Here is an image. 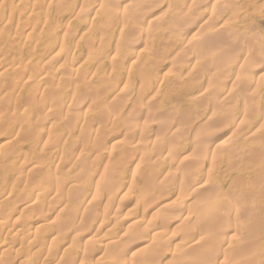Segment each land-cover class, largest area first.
Returning a JSON list of instances; mask_svg holds the SVG:
<instances>
[{"label": "bare ground", "instance_id": "bare-ground-1", "mask_svg": "<svg viewBox=\"0 0 264 264\" xmlns=\"http://www.w3.org/2000/svg\"><path fill=\"white\" fill-rule=\"evenodd\" d=\"M111 1L0 0V264H264V0Z\"/></svg>", "mask_w": 264, "mask_h": 264}, {"label": "rangeland", "instance_id": "rangeland-1", "mask_svg": "<svg viewBox=\"0 0 264 264\" xmlns=\"http://www.w3.org/2000/svg\"><path fill=\"white\" fill-rule=\"evenodd\" d=\"M216 1V0H215ZM214 0H199V1H196V0H185V3H188V4H192L191 6H192V8H194L195 10H196V13H198L199 15V17L200 16H205L206 15V13L207 12H209L208 10L212 7V5L214 4V2H215ZM254 0H252V2H253ZM112 3V5H113V8L115 9V11L117 12V13H119V14H124V13H129L132 9H133V7H134V5H133V0H112L111 1ZM255 3H256V5H260V4H262L263 3V1L262 0H256V1H254ZM253 2V3H254ZM198 3V4H197ZM198 6H199V8H198ZM90 5L87 7V10H89L90 8ZM197 8V9H196ZM209 8V9H208ZM236 10H238V12H241V11H243V10H241L240 9V11H239V9H235V11ZM234 11V12H235ZM237 12V11H236ZM237 12V13H238ZM201 13H202V15H201ZM205 13V14H204ZM89 15V16H88ZM155 15V14H154ZM153 15V16H154ZM81 16V17H80ZM80 16H78V18H77V21H79V23H83L82 25H86V24H88V22L90 21V12L88 11V12H86V13H83V14H81ZM86 16V17H85ZM196 16H197V14H196ZM196 17L197 18V20L196 21H191V22H189L188 24H182V28H184L185 30L182 32L183 33V39H187L188 38V36L190 37V36H192L195 32H197L199 29H198V25H199V22H200V18L199 17ZM83 17V18H82ZM199 18V19H198ZM215 18H217V20L216 19H214L215 21H212V24H211V22H210V24H211V28L213 27V24L215 25L214 27H216V28H219V26L221 27V25H222V22H223V17L221 18L219 15H217ZM256 19H255V23H254V30L256 31V35L258 36V39L259 40H262L263 42H264V16L263 17H261V15L260 16H257V17H255ZM6 18H3V20L2 21H0V29H1V27H2V24L6 21L5 20ZM219 19V20H218ZM195 24H194V23ZM215 22V23H214ZM194 24V25H193ZM186 25V26H185ZM210 26V25H209ZM209 26L207 25V29H209ZM187 29H186V28ZM245 31V29H241L240 30V32H244ZM40 32V34H41V36H45L46 34H47V31H39ZM187 35H185V34ZM251 33H253V32H251ZM261 38V39H260ZM240 48V49H239ZM135 49H137L138 51L140 50L141 51V49H144V44H140V45H138V46H136L135 47ZM241 50L242 48L241 47H238L237 48V50ZM84 68H86V69H88L87 67H84ZM84 68H83V70L82 71H84ZM188 68V70H189V67H187ZM0 69H2V70H4V71H6V70H8V69H10V66H9V64H6V63H3L1 66H0ZM10 71V70H9ZM65 71H70L69 69H65ZM86 71H88V70H86ZM86 71H84V73L86 74ZM239 71L238 70H235V72L234 73H231L232 75H231V77L227 80V84H228V86L229 85H231L232 84V82L234 83V80H237L239 77H240V75H239V73H238ZM238 75V76H237ZM235 77H236V79H235ZM242 78H244V77H241V79L239 78L238 79V81L240 82V81H243L242 80ZM234 79V80H233ZM230 80V81H229ZM233 80V81H232ZM238 81H235V83L236 82H238ZM228 86L226 87V89L228 88ZM254 87V88H253ZM262 88V89H261ZM202 89V88H201ZM252 89L254 90V89H257V90H263V84H257V85H253L252 86ZM197 90V91H196ZM194 92L195 93H197L199 90L198 89H196ZM194 92H192V93H194ZM191 93V95H194V94H192ZM69 96H70V94H69ZM68 97V96H67ZM85 100L84 99H80L79 100V104L73 109V112H75L76 114H74V113H72L73 114V116H75V115H77V113H83V108L84 109H86V107L82 104L83 102H84ZM82 102V103H81ZM203 109V111L205 110V108L204 107H202ZM201 109H200V111H202ZM3 112V109L2 110H0V112ZM256 110H253V114L254 115H256L257 113L255 112ZM4 112H5V110H4ZM200 114H202V115H200ZM205 114V115H204ZM197 113V114H194L193 116H192V119H193V123H195L194 125H195V128L197 127V126H199V127H197V128H200V125L201 124H205L203 127H205L206 126V124L208 123L209 124V121L211 122V121H213V123L211 124H207L208 126H207V129L208 128H212V127H214L215 128V126L217 125L215 122H214V120H211L212 119V117H210V115H211V112H205V113ZM209 114V115H208ZM5 115H7V113L5 114ZM73 116H72V118H73ZM75 117H77V116H75ZM75 117L73 118V119H75ZM200 117H201V119H200ZM211 118V119H210ZM199 119V120H198ZM209 119V120H208ZM197 120V121H196ZM214 123L216 124V125H214ZM201 126V127H202ZM210 126V127H209ZM25 127V126H24ZM40 129V126H33V129L34 130H39ZM206 128V127H205ZM214 128H212V130L214 129ZM41 129H47V126H45V128L43 127H41ZM45 131H47V130H45ZM44 131V132H45ZM212 132H214V130L212 131ZM216 132H217V130H216ZM4 134H5V132H4ZM1 136V138H0V143H2L3 141H5V138H6V136H3V134H1L0 135ZM227 139V134H225V133H215L214 135H213V137H212V140H213V142H221V141H225ZM97 143H98V140L96 141ZM25 151L27 150V148H25L24 149ZM28 151V150H27ZM48 151H50V150H48ZM188 151V150H187ZM184 152L182 155V157H185V156H187L188 154H189V152ZM65 163V162H64ZM63 163V164H64ZM68 163L69 162H67L66 161V164L64 165V169L65 170H67V168H68V170L71 172H69L68 170V172L69 173H66L67 171H63L62 170V175L64 176V174H65V178L66 179H69V180H71L72 181V183L76 186V188L77 189H80V190H78L77 192L79 193V195L78 196H80V199H81V201H80V199H78V198H76L75 197V194H77V193H75L76 192V190L75 191H73V198L74 199H76V201H80L79 202V204H81V202H82V200H83V202L86 200V198H81V189L83 190V188H81V185H82V187H83V185L85 184V181H84V179H82V178H85V176H86V172H83L82 170H80V167L81 166H76V168H74V167H71L70 165L71 164H69V166H68ZM48 165V164H47ZM47 165H45L44 166V168L42 169V176H44V174L46 173L45 171L47 170V169H49L50 167H49V165L47 166ZM67 165V166H66ZM47 166V167H46ZM46 167V168H45ZM70 167V168H69ZM51 168H53V167H51ZM79 168V169H78ZM82 168V167H81ZM71 169H73V170H71ZM45 170V171H44ZM84 170V169H83ZM85 171V170H84ZM63 172H65V173H63ZM85 173L84 175L82 174V173ZM61 173H60V175H61ZM67 174V175H66ZM68 174H70L69 176H68ZM61 175V177H63ZM72 175V176H71ZM66 176H68V177H66ZM74 176V177H73ZM69 177H71V179L69 178ZM263 179V180H262ZM74 180V181H73ZM79 180V181H78ZM76 181L78 182V183H76ZM258 181H262V183H263V186H264V177H262V176H260V175H258ZM79 182H81V183H79ZM78 186V187H77ZM75 188V189H76ZM92 188H93V186H92ZM91 191H92V189L90 190V192L88 193L89 195L91 194ZM69 193V197H71L72 195H71V193L70 192H68ZM67 193V194H68ZM263 193H264V190H263ZM67 194H64V196H62V199H60V200H63V199H65V198H67L68 197V195ZM87 194V195H88ZM62 195V194H61ZM60 195V196H61ZM71 199H72V197H71ZM56 201H58V200H56ZM74 201V200H73ZM71 202L72 203V205H73V203L75 202L76 203V201H74V202ZM55 204V203H54ZM77 204V203H76ZM76 204H74V205H76ZM130 204H132V203H130V202H127V203H125V205H123V207H122V213H124V211H127L128 210V208L130 207ZM263 204H264V202H263ZM56 205H57V202H56ZM56 205H52L53 207L54 206H56ZM264 206V205H263ZM58 206H56V211H57V208ZM263 209H264V207H263ZM55 210V209H54ZM56 211H51V213H50V215H49V217L51 218H53L54 216H55V214H56ZM55 212V213H54ZM51 218V219H52ZM26 223L24 222H22V225H25ZM33 226V224H29V225H27V228H29V227H32ZM246 229H248L247 228V226H246ZM247 231L248 230H245V231H243V232H241L240 234H246L247 233ZM120 232V230H119V227H117V228H115V230H114V235H112V236H116V235H118V233ZM223 236H221V238H222ZM221 238H219L217 241H215L216 243H218V242H221V241H219V240H221ZM223 239V238H222ZM223 241V240H222ZM188 244H184V248L186 249V247H187V245L189 246L190 245V241H188L187 242ZM222 243H224V244H221V243H219L220 244V246H222V247H225L226 245H227V243H225L224 241L222 242ZM224 245V246H223ZM181 250H182V248H181ZM56 253V252H55ZM6 255V254H5ZM214 257H216V256H214ZM21 258H22V256H17V255H15V254H13V255H11V256H9V257H7V263L6 264H20V260H21ZM12 259H15L14 261L12 260ZM56 259V257H50L49 258V260H47V263H51L53 260H55ZM215 259V258H214ZM213 259V257H212V261L214 262L215 260ZM209 260V261H208ZM206 262H207V264L209 263V262H211V264L213 263L211 260H210V258L208 259ZM218 260H219V258H217V260L214 262L215 264H216V262H218ZM12 261H13V263H12ZM51 261V262H50Z\"/></svg>", "mask_w": 264, "mask_h": 264}]
</instances>
